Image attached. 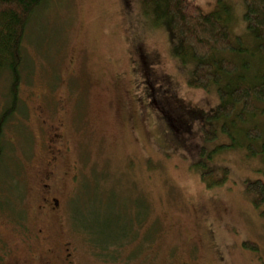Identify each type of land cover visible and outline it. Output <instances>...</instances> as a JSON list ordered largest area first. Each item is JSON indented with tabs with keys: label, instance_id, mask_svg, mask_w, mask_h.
Instances as JSON below:
<instances>
[{
	"label": "rangeland",
	"instance_id": "obj_1",
	"mask_svg": "<svg viewBox=\"0 0 264 264\" xmlns=\"http://www.w3.org/2000/svg\"><path fill=\"white\" fill-rule=\"evenodd\" d=\"M219 1L196 0L205 12ZM226 3L232 40L247 50L234 57L250 59L258 39L243 22L244 2ZM147 13L144 0H46L33 14L19 106L4 127V160L19 189L0 215L28 216L55 245L77 246L85 263L104 250L111 264H264V216L247 191L249 181L264 179L263 145L256 142L263 152L253 155L247 141L223 132L225 120L212 117L220 104L215 87L190 86L189 70L172 54L173 35ZM150 76L153 86H166L154 89L171 96L167 107L194 108L189 131L148 96ZM10 81L0 77V113L12 100ZM258 107L240 123L239 141L244 129L262 127L264 103ZM206 131L217 138L206 140ZM224 143L230 146L218 149ZM203 161L214 171L210 187L198 168ZM226 168L224 183H214ZM115 247L122 260L112 261Z\"/></svg>",
	"mask_w": 264,
	"mask_h": 264
},
{
	"label": "trees",
	"instance_id": "obj_2",
	"mask_svg": "<svg viewBox=\"0 0 264 264\" xmlns=\"http://www.w3.org/2000/svg\"><path fill=\"white\" fill-rule=\"evenodd\" d=\"M44 1L46 0H0V77L4 73L11 77L8 95L12 96L11 102L6 101L7 104L0 113V204L7 202L11 207L15 204L9 202V192L13 189L18 192L19 187L15 185L13 163L4 160V127L19 106L18 93L22 79L20 67L24 59L23 43L27 28L33 14ZM226 2L227 0L219 1L215 12H205L196 0H144L145 7L151 11L147 14L152 17L154 24L165 26L173 35L172 54L185 71L189 70L190 86L205 91L215 87L220 104L212 117L225 120L223 132L234 139V142L236 139L239 145L247 141V149L253 155H258L264 149H257L255 143L260 141L264 148V123L262 127L255 125L244 129V141H239L237 137L239 129L242 128L240 123H246L245 121L257 115L258 103H264V0H243V22L258 39V47L252 54L248 52L250 59L247 60L234 57L241 55L237 53L247 50L241 45L237 47L232 40L233 27L230 21L233 14ZM254 66L255 73L251 77L247 73L252 71ZM146 83L148 96L153 102L169 110L171 119L177 116L180 126L189 131L190 122L195 120L194 108L182 110L181 105L167 107L171 96L164 97L165 94H162L163 97H159L154 89L157 87L159 91L165 90L164 83L159 82L153 86L151 76L146 77ZM167 123L170 126L171 121L168 120ZM205 138L213 141L217 135L206 131ZM229 146L224 143L218 149ZM205 153L203 148L202 155ZM209 157L211 158L212 154ZM207 167L208 163L204 161L198 165L201 178L210 187L213 183L209 182V174L214 171H206ZM228 173L229 169H224L223 178L214 183H224ZM247 191L256 196L254 206L260 211V215L264 216V179L249 181ZM243 245L257 249V245L248 241Z\"/></svg>",
	"mask_w": 264,
	"mask_h": 264
},
{
	"label": "flooded vegetation",
	"instance_id": "obj_3",
	"mask_svg": "<svg viewBox=\"0 0 264 264\" xmlns=\"http://www.w3.org/2000/svg\"><path fill=\"white\" fill-rule=\"evenodd\" d=\"M59 138L56 134V142ZM44 185L48 188L47 184ZM44 201L48 203V198H44ZM58 203L59 200H56L55 204ZM45 208V205L39 207L41 210ZM17 215H14L16 219L0 215L4 218L0 221V225L4 224L0 228V264H111V257L104 250L100 252L104 254L103 258L100 253H93V262L85 263L77 246L70 248L69 243L65 246L63 242L55 245L52 240L54 236L47 229L36 227L38 224L30 227L28 216ZM119 249L115 247L114 251L109 252L113 254L112 261L123 259V254L117 252Z\"/></svg>",
	"mask_w": 264,
	"mask_h": 264
}]
</instances>
